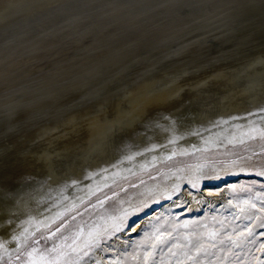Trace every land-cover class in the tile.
I'll return each mask as SVG.
<instances>
[{
    "label": "bare ground",
    "instance_id": "6f19581e",
    "mask_svg": "<svg viewBox=\"0 0 264 264\" xmlns=\"http://www.w3.org/2000/svg\"><path fill=\"white\" fill-rule=\"evenodd\" d=\"M262 108L264 0H0V262L103 193L145 179L146 204L233 179L247 166L206 153L156 174L176 154L263 149ZM215 197L189 187L157 214ZM118 207L113 224L137 208Z\"/></svg>",
    "mask_w": 264,
    "mask_h": 264
},
{
    "label": "rangeland",
    "instance_id": "374dc122",
    "mask_svg": "<svg viewBox=\"0 0 264 264\" xmlns=\"http://www.w3.org/2000/svg\"><path fill=\"white\" fill-rule=\"evenodd\" d=\"M253 145V142H248L241 147L228 146L224 150L219 147L217 152L201 149L194 153L176 154L172 161L162 165L160 174H156L159 184L164 183L166 172L189 169L195 158L200 159L205 153L221 156L212 161L220 166L242 162L247 168L233 179L215 186L193 176L192 184L183 183L169 193L154 195L146 204L140 201L139 191L145 179L118 192L103 193L102 197L92 200L70 218L37 232L21 250L4 258L0 264H25L31 259L27 254L34 247L41 252L55 247L52 256L59 255V264H72L78 255L91 256L97 248L105 250V264H193L196 259L199 264H264V175L258 172L264 170V148L253 151ZM154 178L151 176L147 180ZM189 187L193 193L210 192L215 198H221V206H225L221 208L216 205L218 202H213L199 211L179 214L168 209L157 214ZM131 199L137 206L136 210L119 224H113L120 214L118 204H128ZM237 207L239 212L235 210ZM137 225L139 228L132 231ZM93 229H98L90 235L96 240L85 249L82 243ZM120 241L123 243L121 247L112 244ZM157 242L163 243L155 247ZM195 242L202 245L199 253L191 247ZM233 242L240 246H233Z\"/></svg>",
    "mask_w": 264,
    "mask_h": 264
},
{
    "label": "snow or ice",
    "instance_id": "6c2138e0",
    "mask_svg": "<svg viewBox=\"0 0 264 264\" xmlns=\"http://www.w3.org/2000/svg\"><path fill=\"white\" fill-rule=\"evenodd\" d=\"M260 111L264 112V108L260 109ZM260 134L262 137H264V130H261ZM259 174L264 175V173ZM25 232H27V229H25ZM13 239H19V237H13ZM35 243L39 244V241H36ZM88 246L89 244L86 242L85 248H87ZM96 246L98 247L99 245L97 244ZM233 246L239 247L240 245L238 243L233 242ZM0 247H3V245H0ZM191 247L194 248L197 253H199L202 245L199 242H195L191 245ZM55 251V247L51 250L45 249L43 252H41L38 248L34 247L32 248L31 252L27 254L31 259L26 261L25 264H59V255L52 256V252ZM17 258L19 259V257ZM97 264H99V262H97ZM193 264H199V260H194Z\"/></svg>",
    "mask_w": 264,
    "mask_h": 264
}]
</instances>
